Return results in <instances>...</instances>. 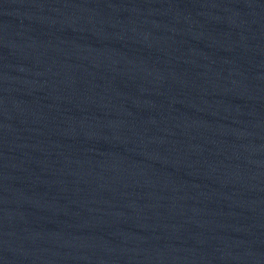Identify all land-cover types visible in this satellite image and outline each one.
I'll list each match as a JSON object with an SVG mask.
<instances>
[{"label": "water", "instance_id": "1", "mask_svg": "<svg viewBox=\"0 0 264 264\" xmlns=\"http://www.w3.org/2000/svg\"><path fill=\"white\" fill-rule=\"evenodd\" d=\"M0 264H264V0H0Z\"/></svg>", "mask_w": 264, "mask_h": 264}]
</instances>
